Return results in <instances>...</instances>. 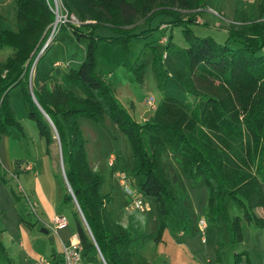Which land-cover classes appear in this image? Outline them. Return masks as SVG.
<instances>
[{"label":"trees","instance_id":"16d2710c","mask_svg":"<svg viewBox=\"0 0 264 264\" xmlns=\"http://www.w3.org/2000/svg\"><path fill=\"white\" fill-rule=\"evenodd\" d=\"M62 3L67 17L74 14L80 22L69 20L59 23L58 28L69 29L76 40L88 39L78 66L66 70L59 63L46 66L45 55L55 37L38 56L56 18L51 0H17V29L0 28V45L14 48L13 55L0 63V134L12 125L21 127L9 102L10 90L20 84L28 115L35 120L47 150L56 135L59 137L65 173L60 168L57 174L65 186L63 201L73 206L83 258L88 262L98 257L100 250L107 264H153L147 259L136 262L130 244L139 235L121 228L113 217L109 209L111 196L100 191L104 176L89 166L79 116L98 122L110 116L128 136L133 150V176L140 190L155 200L159 218L155 233L140 234L143 242L160 238L170 226L183 233L196 221L185 183L164 167L169 147L179 155L186 178L204 177L212 222L227 219V199L232 197L243 207V215H236L230 223L233 238L241 237L243 217L264 227V215L257 212V208L264 207V7L259 18L234 25L227 39L220 42L211 34L195 33L191 24L196 17L180 15L181 9H202L205 0ZM162 14L168 15L165 21L182 27L188 43L176 44L173 32L159 37L165 38L167 55L178 63L168 67L162 52L154 53L152 67L162 98L154 115L140 122L96 72L97 46L100 40L124 46L133 40H146L156 47L153 36L159 24L151 22ZM139 16L143 22H150L147 27L137 29ZM102 26L109 27L113 34H99L97 29ZM233 41L238 44L232 45ZM144 64L142 61L136 67L140 74ZM73 86L80 87L83 94L74 91ZM25 223L36 224L29 220ZM4 250L0 233V253ZM239 256L236 252L235 258Z\"/></svg>","mask_w":264,"mask_h":264},{"label":"rangeland","instance_id":"374dc122","mask_svg":"<svg viewBox=\"0 0 264 264\" xmlns=\"http://www.w3.org/2000/svg\"><path fill=\"white\" fill-rule=\"evenodd\" d=\"M51 1L54 3V0ZM205 2L206 5L200 10L181 9L180 15L197 18V21L191 24L195 33L211 34L218 41L223 42L227 39L230 28L242 23H239L240 20L245 21L261 16L260 8L264 0H205ZM16 4L17 0H0V28L13 29L12 26H14V29H17ZM237 7L239 9L235 12ZM234 18L238 21L233 23L231 20ZM137 19V29L145 28L150 23L149 21L143 22L140 16ZM165 20H168V15L162 14L155 16L151 22L152 25L159 24L157 32L155 31L153 36L156 40L154 42L156 47L151 46L146 40H133L128 46L100 40L97 46L96 72L110 85L120 104L140 122L154 115L162 98L152 67L154 53L162 52V58L168 67H171L173 63H178V60L175 61L167 55L165 38L159 40V37L163 34L169 36L170 32H173V41L176 44L185 46L188 43L182 27L174 26L171 21ZM60 27L58 28L57 25L55 30L50 32L49 41L53 37L55 39L45 55V64L47 67H52L56 65V62H59V65L66 70L70 66H78L82 61L88 39L84 37L76 40L69 29ZM97 32L101 35L113 34L111 29L106 26L99 27ZM237 44L238 42H232V45ZM13 52V47L0 45V63L6 61L9 56L13 55ZM142 61L145 64L142 74H140L136 67ZM32 73L33 65L30 69V79ZM73 89L77 93L83 94L80 87L73 86ZM149 96L154 97L155 106L148 103ZM9 102L21 127L8 126V131L0 134V151L2 150L1 145L6 141V145L11 143L13 154H21L26 160H35L37 156L41 155H47V159H55V156L58 155V170L62 168L58 137L56 135V141L51 146L52 149L47 150L46 141L39 133L35 120L28 115V106L23 99L20 84L10 90ZM78 125L85 139V151L89 166L104 176L100 191L111 196L109 209L113 217L118 222L119 217L123 219L127 216L128 228L134 235H139L130 244L134 253L140 251L149 262L154 264H264V227H259L243 217L240 222L241 237L233 238L230 223L236 215H243V207L232 197L227 199V219H220L218 224L212 222L208 214L209 188L204 177L201 176L197 180L186 178L183 175L179 155L171 147L167 149L163 158L164 167L171 175H178L185 183L193 203L196 221L192 228L184 230L183 233L170 226L163 230L160 238H150L143 242V236L140 234L155 233L159 218L155 200L140 190L137 179L133 176V150L128 136L113 122L110 116H105L99 122L90 117L79 116ZM111 153L117 156L113 165L109 163ZM40 167L43 173L44 166ZM121 178L130 180L129 186L133 189L131 193H128L121 185ZM15 180L20 183L18 177ZM20 191L28 201L27 193L22 187H20ZM138 199L143 201L142 207H132ZM61 203H64L65 217L74 225L71 204ZM141 209L147 217V223L142 227L134 222L135 214L140 213ZM258 212L264 214V207H259ZM24 215L29 221L34 222L36 216L32 217L28 213ZM200 219L206 221V229L201 227ZM0 231L2 241L7 245L15 242L16 244L13 246H18L22 232L19 224L12 221L6 229L0 227ZM37 236H40L43 242L40 241L36 244L35 238L37 241L39 239ZM30 240L34 242L32 247L41 250L40 253L47 259H53V251L57 250V244L53 243L39 226L34 228ZM43 243L49 244V248L46 249ZM21 249H23L21 246L12 248L10 255L8 252L10 250L5 247V250L0 253V264H24L26 258L24 250ZM236 252H240L238 259L235 258ZM100 261L103 260L99 253L98 257H91L88 262L89 264H100ZM55 264H61L60 260H57Z\"/></svg>","mask_w":264,"mask_h":264},{"label":"crops","instance_id":"0c3cea01","mask_svg":"<svg viewBox=\"0 0 264 264\" xmlns=\"http://www.w3.org/2000/svg\"><path fill=\"white\" fill-rule=\"evenodd\" d=\"M238 7L235 9V12L238 11ZM261 7H264V5ZM231 21L236 22L238 20L234 18ZM242 21L243 20H240L239 22ZM12 28L14 29V26H12ZM1 148L0 227L1 229H6L7 227H9V223H11L12 221H15L21 226V240L18 246H21L23 248L21 250H24L23 252L25 253L26 258L24 264H33V261L37 257L44 256L40 253L41 250L39 251L32 247V243L34 242L30 240V235L34 233V228L39 226L41 231L42 228L48 229L47 224L51 223L53 217L56 214L66 216L63 207L64 203H61L64 202L63 198L65 193V186L63 181L57 174L58 155L55 156V159H47V155H41L37 156L35 160H26L21 156V154L18 155L12 153L10 142L6 145V141H4L1 145ZM50 149H52V147H50ZM54 152L56 151L54 150ZM40 160L43 161L40 162ZM41 165L44 166L43 169L45 171L43 173L40 167ZM16 177H18L20 183L15 180ZM20 187H22V189L27 193L26 196L28 198V201L26 197L21 194ZM13 191L16 192L17 196L14 195ZM23 198L24 201L22 202ZM21 202L23 203V205L21 204ZM31 205H33L35 209H33ZM29 206H31V209H29ZM258 210L259 208H257V212ZM25 213L31 214L32 217L36 216L34 217V222L30 221L32 223H36L35 225L29 226L27 225V223H24L25 220H28L27 218H25ZM260 215L264 214L262 213ZM118 220L121 221V217H119ZM51 234H53L52 239L50 238ZM76 234L75 223L73 225V223H71L69 219H67V223L65 225L58 227L57 232H53L49 229V233H47L48 237L53 243H56L58 246H56L57 250L53 251V259H50L51 264H55L57 260H60L61 264H63L61 261L62 242H72ZM38 238V241L35 238L36 244H38L40 241L43 242L40 236ZM14 244L16 243L12 242L11 244L7 245V243L4 242L5 247L10 250L8 251L10 255L12 254V248H18L17 245L13 246ZM43 244L46 249L49 248V244ZM134 258L138 263L142 259H147L146 256L140 251L135 252Z\"/></svg>","mask_w":264,"mask_h":264},{"label":"built area","instance_id":"2783aa9c","mask_svg":"<svg viewBox=\"0 0 264 264\" xmlns=\"http://www.w3.org/2000/svg\"><path fill=\"white\" fill-rule=\"evenodd\" d=\"M53 11L55 12L56 16V22L54 21L53 26L54 30L59 25V23L67 22L69 20L74 22H80V20L74 15H71V18L69 19L67 17V10L62 3V0H54V3L50 4ZM221 17H223L218 12H215ZM53 29V27H52ZM53 30V31H54ZM59 62H56L58 64ZM154 99L152 96L149 97L148 103H150L152 106H154ZM116 156L113 154L109 157V163L112 164L115 160ZM130 180H125L124 178L120 179L121 185L125 188V190L128 193H131L133 189L129 186ZM143 201L141 199H138L135 201V203L132 205V207H142ZM33 207V205H31ZM33 209H35L33 207ZM67 223V218L64 215L56 214L51 223L47 224L48 229L52 230L53 232H57L58 227L63 226ZM199 223L203 229H206L207 223L204 219H200ZM103 260V259H102ZM61 261L63 264H89L84 258L82 253V244L79 240L78 235H75V238L70 243H66L65 241L62 242V249H61ZM33 264H51V261L47 259L45 256H39L34 261Z\"/></svg>","mask_w":264,"mask_h":264},{"label":"water","instance_id":"95a60500","mask_svg":"<svg viewBox=\"0 0 264 264\" xmlns=\"http://www.w3.org/2000/svg\"><path fill=\"white\" fill-rule=\"evenodd\" d=\"M55 22H56V19H55ZM54 27H55V26H53L52 31L54 30ZM49 39H50V38H48V40L46 41V43L44 44V46H43V47L41 48V50L39 51L38 56H39V55L45 50V48H46V46H47V44H48V42H49ZM34 63H35V62H34ZM33 65H34V64H33ZM31 93H32V95H33L34 100L37 102V100H36V98H35V96H34V94H33L32 89H31ZM48 118H49V117H48ZM49 119H50V118H49ZM57 137H58V136H57ZM58 140H59V137H58ZM58 142H59V148H60L61 164H62V169H63V172H64V165H63V160H62L61 144H60V141H58ZM64 173H65V172H64ZM66 184H67V186L69 187V189L72 191V188H71V186H70V184H69V182H68L67 179H66ZM75 201H76V199H75ZM76 204H77V206L79 207V204H78L77 201H76ZM79 208H80V207H79ZM42 231L45 232V233H49V229H46V228H42ZM50 238H51V239L53 238V234L50 235ZM99 253H100L101 256H102V259H103L104 263L107 264L100 250H99Z\"/></svg>","mask_w":264,"mask_h":264},{"label":"clouds","instance_id":"9594fccd","mask_svg":"<svg viewBox=\"0 0 264 264\" xmlns=\"http://www.w3.org/2000/svg\"><path fill=\"white\" fill-rule=\"evenodd\" d=\"M94 171L96 169H93ZM134 222L138 225V226H145L147 223V217L146 215L143 214V209H141L140 213L135 214L134 216ZM119 224V226L123 229H127L129 227V223L127 222V216H125L121 221L117 222Z\"/></svg>","mask_w":264,"mask_h":264}]
</instances>
